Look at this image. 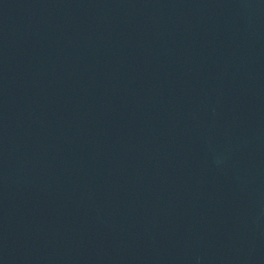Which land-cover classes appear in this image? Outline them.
Instances as JSON below:
<instances>
[{
	"label": "water",
	"instance_id": "water-1",
	"mask_svg": "<svg viewBox=\"0 0 264 264\" xmlns=\"http://www.w3.org/2000/svg\"><path fill=\"white\" fill-rule=\"evenodd\" d=\"M0 264H264V0H0Z\"/></svg>",
	"mask_w": 264,
	"mask_h": 264
}]
</instances>
